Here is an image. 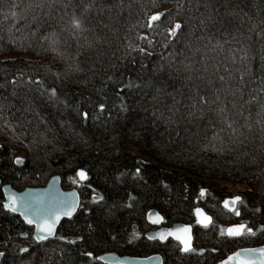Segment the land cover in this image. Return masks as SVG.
I'll return each instance as SVG.
<instances>
[{"label": "trees", "instance_id": "1", "mask_svg": "<svg viewBox=\"0 0 264 264\" xmlns=\"http://www.w3.org/2000/svg\"><path fill=\"white\" fill-rule=\"evenodd\" d=\"M54 174L75 214L36 242L0 191V264H215L264 245V0H0V179ZM151 209L192 226V251L145 237ZM231 223L255 235L229 237Z\"/></svg>", "mask_w": 264, "mask_h": 264}, {"label": "water", "instance_id": "2", "mask_svg": "<svg viewBox=\"0 0 264 264\" xmlns=\"http://www.w3.org/2000/svg\"><path fill=\"white\" fill-rule=\"evenodd\" d=\"M80 179L82 178L80 177ZM0 191L3 198L2 205L4 209L18 215L26 224L28 223L26 221L25 213H27L28 218L33 219L34 221L43 222V220L46 219L49 223L55 222L54 233L52 235H47V233H41L40 231H38L35 222L31 225L28 224L33 227V238L36 242H42L51 239L55 235L60 222L63 219L71 218L75 214L79 204V195L77 189H64L61 186L60 177L57 174L50 176L46 183L42 186H27L22 190H16L9 183H2L0 179ZM13 199H15L17 202L16 212H13L9 208L5 207V205L10 204ZM25 203H28L30 207L25 208ZM73 205L75 207L74 210L71 211V215H65L64 213L70 210ZM197 208L201 210L203 216L211 218V215L205 212L204 209L200 206L195 208L194 216L196 219V223L203 226V224L198 222L203 219V216H197ZM57 217H59L58 221L56 219ZM160 218H162L161 214L155 209H151L147 212L146 220L152 227L145 233V237L148 240L164 242L167 239H172L179 243L182 250L184 245L181 240L176 239L175 235H168V233H175L176 229L190 226L192 247L193 233L192 226L190 224L183 222H174L173 224L166 226L161 224L162 219ZM157 220L159 221L158 223L152 222ZM161 234H164L163 239L161 238ZM41 235H46L47 238L43 240L38 239V237ZM260 248H264V245L238 248L229 253L224 258L218 260L215 264H224V262H227V264H240V261L244 259L243 255L233 260H230L229 257H234L236 253L241 252V250L243 249ZM97 259L103 264H162V257L159 253H153L147 256H132L126 254L120 255L116 252L108 251L100 253L97 256Z\"/></svg>", "mask_w": 264, "mask_h": 264}, {"label": "snow or ice", "instance_id": "3", "mask_svg": "<svg viewBox=\"0 0 264 264\" xmlns=\"http://www.w3.org/2000/svg\"><path fill=\"white\" fill-rule=\"evenodd\" d=\"M162 14H157L151 17V21L155 22V21H159L161 18ZM73 25L76 28L80 27V22L77 20L73 21ZM151 26V24L149 25ZM181 25L176 24L172 34L175 35L176 34V30L180 29ZM143 51V50H141ZM53 93H55V90H53ZM101 110H103L104 105L101 104L100 105ZM88 114L84 113V117L87 118ZM21 160H17V163H21ZM137 173H139L140 169L138 168ZM78 175L82 178V179H87V175L84 171H80L78 173ZM204 194V191H201V195ZM101 199H103V197H101ZM240 197L236 196L232 201H225L224 202V206L226 208L229 207L230 203L231 204H236L238 201H240ZM6 208H9L11 211L16 212L17 211V202L15 199L12 200V202L10 204L5 205ZM25 208L30 207V205L28 203L24 204ZM67 207V206H66ZM74 205L71 207L70 210L66 211L64 214L65 215H71V211L74 210ZM232 211H235V214L237 216L240 215L239 211H236L235 209H230ZM196 214L197 216H203L201 210L199 208L196 209ZM25 217H26V221L28 224H33L34 222L37 225V229L38 231H40L41 233H47V235H52L54 233V228H55V222L49 223L46 219L43 220V222L41 221H34L33 219L28 218L27 213H25ZM57 221L59 219V217L56 218ZM162 219V218H160ZM153 223H158L159 221H152ZM199 223L203 224L204 227H207L208 224L211 223V218L207 217V216H203V219L198 221ZM245 231L248 234L251 235H255V232L252 230V228L247 227L244 224H239L237 226L234 227H230L227 229V235L229 237H240L242 235L245 234ZM190 232H191V228L190 226H186L183 227L181 229H176L175 233H168V235H175L176 239L181 240V242L183 243L184 247H183V251L184 252H189L192 251L191 248V236H190ZM221 234H223V230L221 232ZM47 236L46 235H41L38 237V239L43 240L46 239ZM161 238H164V234H161ZM22 251H27V249H22ZM3 253H0V256H3ZM88 255H91V253H89ZM243 255L244 259H242L240 261V264H264V248H260V249H243L241 250V252H238L235 254L234 257H229L230 260L233 259H237L239 257H241ZM224 264H227V262H224Z\"/></svg>", "mask_w": 264, "mask_h": 264}, {"label": "rangeland", "instance_id": "4", "mask_svg": "<svg viewBox=\"0 0 264 264\" xmlns=\"http://www.w3.org/2000/svg\"><path fill=\"white\" fill-rule=\"evenodd\" d=\"M156 14H157V12L152 13L151 16H150V19H151L152 16H154V15H156ZM131 148H132V146H131ZM132 151L136 154V156H137L139 159H141V160H148L147 157H145V156H143V155H141V154H138V152L134 149V147H133ZM220 183L223 184L224 182H220ZM224 184L228 185V187H229L232 191H237V190H240V189H243V188H244V186H242V185H240V184H232V183H228V182H227V183H224ZM234 198H235V196H233V194H231L230 196H228V197L224 200V202H225V201H232ZM233 207H234V205L230 203V205H229L228 208H233ZM237 225H239V224L231 223V224L229 225V228H230V227L237 226Z\"/></svg>", "mask_w": 264, "mask_h": 264}]
</instances>
